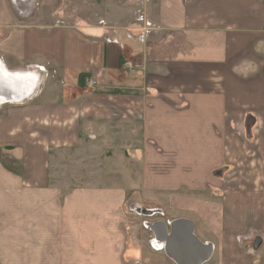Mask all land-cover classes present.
Here are the masks:
<instances>
[{
    "label": "crops",
    "instance_id": "obj_1",
    "mask_svg": "<svg viewBox=\"0 0 264 264\" xmlns=\"http://www.w3.org/2000/svg\"><path fill=\"white\" fill-rule=\"evenodd\" d=\"M0 66V91L13 95L21 82L8 73L51 75L0 105V264H175L111 185L109 151L138 147L141 132L144 186L158 192L176 190L181 164L195 174V158L222 163L209 134L226 131L227 116L264 115V0H0ZM247 121L230 127L253 132ZM165 161L178 174L153 173ZM171 200L194 215L195 236L198 223L210 233L203 264H264L263 233L242 250L248 229L264 231L252 197ZM159 209L169 220L151 224L189 219Z\"/></svg>",
    "mask_w": 264,
    "mask_h": 264
},
{
    "label": "rangeland",
    "instance_id": "obj_2",
    "mask_svg": "<svg viewBox=\"0 0 264 264\" xmlns=\"http://www.w3.org/2000/svg\"><path fill=\"white\" fill-rule=\"evenodd\" d=\"M33 71L36 73L40 72L39 79L41 78L42 82L46 78L44 74L49 75V70L47 69L41 71L35 68ZM250 117H255L257 130L255 129L253 132L232 131L230 127L231 122H235L234 124L240 127L242 124H245ZM227 118L229 125L226 131L208 133L211 137V145L213 146L212 151L214 153L222 151L226 158L221 161L222 163L216 165L198 164L200 159L195 158L196 161L193 163L195 166L198 165L200 167L203 165L202 168L198 167L195 174L192 165L188 166V164H181L182 169L180 170V178L183 177V180H173V183L176 181L178 184H170V190L176 189L170 192H158L153 189H146L144 186L145 180L142 169L140 168L141 163H139V156H141L140 148H143V134L141 132H137L136 140L131 142V145L135 144L138 147H132L130 149L119 147L112 148L109 151L115 169V179L110 180V183L112 186L123 188L126 192L130 193L128 198H132V203H129V205L133 207L132 209L130 208V213L129 211L128 213L134 219L136 218L137 221L141 223V226L144 221L149 222L162 218L163 220H169L166 216V218L163 217V213H161L159 207L164 209L167 215L189 218L187 220H195L194 215L189 211L173 210L169 208V205L172 204V200L169 202V199H173L174 197H189L204 201L212 200L213 202V200L221 201L230 194L249 196L253 199L252 206L255 204L256 208L259 209L260 215L264 218V140L262 143L263 145L261 144L262 147H258L260 144V137L264 136V115L246 116L244 114H239L227 116ZM210 137H207V139H210ZM252 139L253 141H251ZM256 141H258L257 147H255ZM122 144L123 143L119 144V146ZM143 150L145 151L146 149L144 148ZM192 158H194V155ZM177 165L179 164L165 161L158 164V169L157 165H151V170L154 171L153 173L158 170V174L162 173L159 170L163 172L166 170L164 176L168 177L170 174H167V172L172 171L178 174ZM192 175L195 176L193 177ZM166 180L169 181V183L172 182V180ZM150 181L151 180H149L148 183ZM104 182L105 180H102L99 184L103 185ZM193 182L194 186L197 187L196 192H190L185 185ZM133 193L137 194L141 201H135L133 199L134 197H132ZM136 203L140 206L136 207V205H134ZM137 208L141 209V211H155L156 213L150 218L143 217L142 215L137 216L135 215L137 214ZM167 222L169 223V221ZM255 230L256 229H248L246 238H248L249 244L242 250L254 251L252 247L254 243L253 239L260 236L261 233H263L262 236L264 237V231L256 232ZM206 236H210V233L198 223L197 239L200 241ZM27 248L28 244L21 246V249L24 251H26L25 249ZM155 248L156 250L158 249L156 245Z\"/></svg>",
    "mask_w": 264,
    "mask_h": 264
},
{
    "label": "water",
    "instance_id": "obj_3",
    "mask_svg": "<svg viewBox=\"0 0 264 264\" xmlns=\"http://www.w3.org/2000/svg\"><path fill=\"white\" fill-rule=\"evenodd\" d=\"M21 74L13 76L17 78ZM26 78L28 75H25ZM21 96H0V105L18 102ZM149 213V212H146ZM154 238L164 244V253L175 264H203L212 255L213 246L200 242L194 234V224L187 219H176L169 223L156 222L149 225ZM261 239H255L253 249H258Z\"/></svg>",
    "mask_w": 264,
    "mask_h": 264
},
{
    "label": "bare ground",
    "instance_id": "obj_4",
    "mask_svg": "<svg viewBox=\"0 0 264 264\" xmlns=\"http://www.w3.org/2000/svg\"><path fill=\"white\" fill-rule=\"evenodd\" d=\"M3 66V65H2ZM2 66H0L1 67V69H2V72L4 73V75H7V73L5 74V72H4V69H3V67ZM0 69V70H1ZM40 73V72H39ZM8 74H10V76H8V77H11V79H12V81L14 80V81H19V82H21V83H18V85L20 86V88L19 89H22V90H18V92H17V94H14V96L15 97H17V96H21L22 97V95H23V93H31V92H33V90H35L36 88L34 87L35 86V82H37L38 81V78H39V76H38V74L36 73V72H33V73H30V72H26V73H22L21 75H19L17 78H14L13 76H15V75H13V74H11V73H8ZM25 75H28V77H30V78H26V76ZM7 78H4L3 80L5 81ZM9 79V78H8ZM27 79H31L29 82H27L28 80ZM41 84V83H40ZM40 86V85H39ZM38 87V86H37ZM40 88V87H39ZM10 94H12L11 93V90L10 89H4V90H1L0 91V96H6V95H10ZM13 95V94H12Z\"/></svg>",
    "mask_w": 264,
    "mask_h": 264
},
{
    "label": "built area",
    "instance_id": "obj_5",
    "mask_svg": "<svg viewBox=\"0 0 264 264\" xmlns=\"http://www.w3.org/2000/svg\"><path fill=\"white\" fill-rule=\"evenodd\" d=\"M41 71H44V69L41 67V69H40ZM46 72V71H45ZM87 83L91 86V87H93V86H95L96 84H97V81H96V79L94 78V77H91L90 79H88L87 80ZM132 209V208H131ZM146 212H149V213H146ZM154 213V214H153ZM155 211H141V209H139V208H137V214L138 215H142V216H150L151 214H153V215H155ZM152 215V216H153ZM147 218H150V217H147ZM146 222V221H145ZM157 222H159V221H157ZM151 223H149V222H147V223H145L144 225H145V227L146 228H148L149 229V225H150ZM150 230V229H149ZM152 242H153V244L154 245H156V247H158V249L160 250V251H163L164 252V244L163 243H160V242H158L155 238H153L152 239Z\"/></svg>",
    "mask_w": 264,
    "mask_h": 264
},
{
    "label": "trees",
    "instance_id": "obj_6",
    "mask_svg": "<svg viewBox=\"0 0 264 264\" xmlns=\"http://www.w3.org/2000/svg\"><path fill=\"white\" fill-rule=\"evenodd\" d=\"M82 78H84V76H83V75H80V78H79V80H80V79H82Z\"/></svg>",
    "mask_w": 264,
    "mask_h": 264
},
{
    "label": "flooded vegetation",
    "instance_id": "obj_7",
    "mask_svg": "<svg viewBox=\"0 0 264 264\" xmlns=\"http://www.w3.org/2000/svg\"><path fill=\"white\" fill-rule=\"evenodd\" d=\"M153 214H154V213H153ZM153 214H151L150 216H144V217H152Z\"/></svg>",
    "mask_w": 264,
    "mask_h": 264
}]
</instances>
